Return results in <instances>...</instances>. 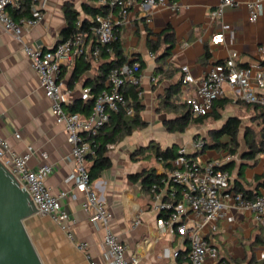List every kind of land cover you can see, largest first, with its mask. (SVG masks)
Listing matches in <instances>:
<instances>
[{
    "label": "crops",
    "instance_id": "1",
    "mask_svg": "<svg viewBox=\"0 0 264 264\" xmlns=\"http://www.w3.org/2000/svg\"><path fill=\"white\" fill-rule=\"evenodd\" d=\"M41 1L45 5L44 18L25 33L22 40L6 33L0 24V134L19 153L32 148L33 156L29 162L32 170L43 163L52 166L46 184L53 194L60 196L63 210L74 221L72 240L49 216L37 213L26 220V228L40 257H53L55 264H90L86 253L78 248L79 243H84L92 261L110 264L104 245L105 229L92 221V209L84 207V191L69 180L75 162L71 157L68 134L64 126L55 122L39 75L24 52L25 45L51 50L64 41L66 5L79 12V21L92 20L85 7H102L97 0ZM249 1L239 0L238 6L226 7L222 18L211 16V11L221 0H167L163 6L134 5L123 17L119 9L114 11L118 18L117 36L127 62H143L139 87L129 85L126 91L129 97L138 91L137 97L144 107L140 115L145 126L109 146L111 167L92 183L112 214V230L127 245L128 256L138 257L140 264H188L187 238L171 236L159 228L160 214L153 211V195L143 183V174L148 171H153L162 180L172 169L170 161L166 163L155 157V145L164 150L186 146L191 158L200 165L214 162L225 167L231 178V189L237 191L238 186L246 190L248 198L253 199L264 192V147L254 157L246 156L248 141L260 142V147L264 144V110L261 106L239 101L228 91L215 103L213 112L204 122H191L189 125L194 127L190 130L188 126L183 133L170 132L168 128L169 123L178 120L180 112L167 103V96L172 95L178 103H185V98L194 93L192 86L182 83V66L187 65L193 76L200 78L234 53L238 54L239 65L243 67L264 59L259 53V49L264 48V8L258 20L252 21L247 8ZM28 11L11 10V14L19 19L28 16ZM220 33L225 34L226 40L213 44V37ZM149 40L158 42L155 53L149 49ZM94 45L95 37L92 32L87 33L85 49L90 51ZM170 47V55L164 61H157ZM206 53H209V59H204ZM104 62L101 57L87 61L73 55L62 66L60 80L67 112L75 111L85 117L91 114L94 101H85L82 95L90 88L92 97H96L92 89L102 74ZM84 68L87 69L83 71ZM174 91L178 94L174 95ZM88 102H93L90 110L84 108ZM229 118L241 120L239 148L234 154L229 151L230 136L216 134ZM111 128L107 125L101 134ZM247 129L252 132L249 137ZM186 131L188 134L184 135ZM196 139H203L209 147L194 152L191 147ZM43 154L48 158L44 159ZM92 158H88L90 167ZM168 163L170 166H166ZM256 176H260L259 181L255 180ZM211 236L220 250L219 264H264V223L256 221L250 211L228 207L227 219L219 223L218 231ZM175 252L180 253L178 258L174 257Z\"/></svg>",
    "mask_w": 264,
    "mask_h": 264
},
{
    "label": "built area",
    "instance_id": "2",
    "mask_svg": "<svg viewBox=\"0 0 264 264\" xmlns=\"http://www.w3.org/2000/svg\"><path fill=\"white\" fill-rule=\"evenodd\" d=\"M97 3L106 8V13L97 14L92 21L91 32L95 37V45L90 51L84 47L87 33H76L51 50L25 45L24 52L39 75L41 88L50 101L55 122L64 126L68 134L71 157L75 162V170L69 180L76 188L84 191V207L92 209V221L105 229L106 257L110 264H140L138 257L128 256L127 245L112 230V214L96 192L88 163V158L95 155L91 141L109 123L111 115L124 109L129 117L135 116L124 91L129 85L139 87L142 80L140 65L137 62H125L111 69L106 89L96 97H92L91 89L86 88L83 100L94 101L92 112L87 117L65 110L60 72L73 55L89 61L99 60L103 48L107 53H112V45L117 40L116 9L120 10V16L123 17L134 5L163 6L167 4V0H97ZM238 5L239 0H221L216 9L211 11V16L222 18L226 7ZM44 6L41 0H0V24L6 33L22 40L25 33L42 22ZM247 8L250 19L257 21L263 13L264 0H250ZM27 9L29 15L19 19L11 14V10L22 13ZM80 23L81 21L78 25ZM212 40L217 45L223 43L226 37L224 33H220ZM259 53L264 55V48H260ZM181 73L183 85L194 89L193 95L185 98L192 118L210 115L214 104L223 99L228 91L235 99L261 106L264 110V65L261 62L243 67L239 65L238 54L234 53L226 61L212 66L200 78H195L187 65L181 67ZM205 145L203 139H196L191 149L200 152L205 149ZM32 156L31 147L26 152L19 153L0 134V162L13 174L20 187L29 193L38 213L51 217L73 240L74 221L63 210L60 196L53 194L46 184L52 173V166L43 163L38 169L32 170L29 166ZM42 157L48 158L46 154ZM170 163L172 169L168 176L153 184L150 189L153 195L152 209L160 214L158 226L171 236L181 235L187 238L188 264H219L220 250L211 233L217 232L219 223L227 219V209L230 206L250 211L256 221L264 223V192L251 199L243 192L232 190L228 172L220 169V165L214 162L200 165L191 158L186 146L179 149L178 157ZM78 248L86 253L90 264H97L87 254L84 243H79ZM179 255V252L174 253L175 258Z\"/></svg>",
    "mask_w": 264,
    "mask_h": 264
},
{
    "label": "trees",
    "instance_id": "3",
    "mask_svg": "<svg viewBox=\"0 0 264 264\" xmlns=\"http://www.w3.org/2000/svg\"><path fill=\"white\" fill-rule=\"evenodd\" d=\"M29 8V3L27 4ZM106 8H93V7H85L84 10L87 12V14L92 16V20H83L81 21L80 25H78L79 22V12H77L71 5L65 6V17L67 20V27L65 28L63 34L65 36V39L71 37L73 34L76 33H91V28L93 26V19L97 14H105ZM20 16V14H18ZM15 17V16H14ZM160 37V35H159ZM64 39V40H65ZM149 49L152 53H155L158 48V42H154L152 40L148 41ZM172 47L165 50L162 56L157 58V61H164L167 56L170 55ZM112 53H107L105 49H102L101 52V58L105 59V62L102 65V74L96 79V84L94 88L92 89V92L97 96L100 94L103 90L106 89L105 82L107 80L108 74L111 69L115 67H119L123 65L125 62H127V58L124 55V51L121 46L119 35L117 36V40L112 45ZM210 55L209 53H206L204 59H209ZM138 63V62H137ZM261 63L264 65V59L261 60ZM140 70L143 68V62L139 63ZM87 68H84L86 70ZM161 69V67H160ZM127 88V87H126ZM125 88V95L129 101V106L132 107L135 111L134 117H129L125 110H120L118 113H114L111 115L110 121L107 125H111V130L105 134H101L102 130L107 126H105L100 133L92 139V147L94 149L95 155L93 156V164L90 167V176L91 180L95 181L99 179L102 175V173L109 169L111 167V160L108 157V151L109 146L114 145L121 141L123 138L130 136L133 134V132L137 129L143 128L145 126V122L143 121L140 113L144 109L143 105L139 101L137 97V92L132 93V96L129 97L127 91ZM135 88H138L135 86ZM178 91H174V95H177ZM167 103L172 105V109L176 111L177 113L180 112V115L178 117V120L176 122H171L168 124V128L170 132H181L183 133L186 128L189 126L191 122L196 123H202L206 118H208L210 115L205 117H197L192 118L190 109L187 106L186 103H178L177 98H175L172 95L167 96ZM171 100V101H170ZM93 102H88L85 104L84 108L86 110L92 109ZM215 106V104H214ZM214 110V108H213ZM72 113H77L73 111ZM240 126H241V120L238 118H229V120L226 122V124L223 126V128L217 132V136L227 134L231 138L230 142V153L234 154L236 150L239 148V142H238V135L240 132ZM251 131L247 129L246 134L249 137L251 135ZM264 143V140L262 141ZM248 143V151L246 153V156L254 157L256 154H259L260 151H262V148L264 147V144L262 147H260L259 144L256 143V141L252 140ZM220 146L221 144H217ZM209 147V144L206 143L205 148ZM153 154L157 159H160L164 162H169L178 157V153L176 152L175 148H168V149H162L161 146L155 145L153 147ZM166 166H170L168 163ZM222 170H226L225 167H220ZM256 181L260 180V176L255 177ZM160 181V178L155 176L153 171H148L147 173L143 174V183L148 188V190L151 189L152 185L155 183H158ZM237 191L243 192L245 195H247L246 190L239 189L238 186H236Z\"/></svg>",
    "mask_w": 264,
    "mask_h": 264
},
{
    "label": "water",
    "instance_id": "4",
    "mask_svg": "<svg viewBox=\"0 0 264 264\" xmlns=\"http://www.w3.org/2000/svg\"><path fill=\"white\" fill-rule=\"evenodd\" d=\"M38 209L0 162V264H44L26 228Z\"/></svg>",
    "mask_w": 264,
    "mask_h": 264
},
{
    "label": "rangeland",
    "instance_id": "5",
    "mask_svg": "<svg viewBox=\"0 0 264 264\" xmlns=\"http://www.w3.org/2000/svg\"><path fill=\"white\" fill-rule=\"evenodd\" d=\"M189 126H190L189 127L190 130L194 127L193 124H191ZM187 134H188V131H186L184 133V135H187ZM176 152L179 153V149L178 148H176ZM42 260H43L44 264H55V260H54L53 257L43 258Z\"/></svg>",
    "mask_w": 264,
    "mask_h": 264
}]
</instances>
